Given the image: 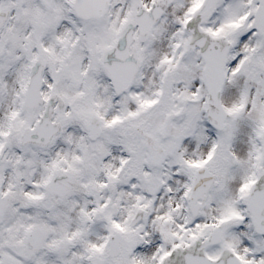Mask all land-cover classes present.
<instances>
[{
    "label": "snow or ice",
    "instance_id": "1",
    "mask_svg": "<svg viewBox=\"0 0 264 264\" xmlns=\"http://www.w3.org/2000/svg\"><path fill=\"white\" fill-rule=\"evenodd\" d=\"M0 264H264V0H0Z\"/></svg>",
    "mask_w": 264,
    "mask_h": 264
}]
</instances>
